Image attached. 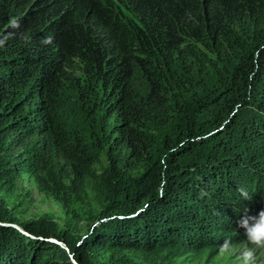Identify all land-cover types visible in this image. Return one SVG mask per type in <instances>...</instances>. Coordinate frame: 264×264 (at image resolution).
Returning a JSON list of instances; mask_svg holds the SVG:
<instances>
[{
	"label": "trees",
	"instance_id": "obj_1",
	"mask_svg": "<svg viewBox=\"0 0 264 264\" xmlns=\"http://www.w3.org/2000/svg\"><path fill=\"white\" fill-rule=\"evenodd\" d=\"M23 175L88 236L18 222ZM246 208L264 211V0H0V264H155L138 256L246 238Z\"/></svg>",
	"mask_w": 264,
	"mask_h": 264
},
{
	"label": "rangeland",
	"instance_id": "obj_2",
	"mask_svg": "<svg viewBox=\"0 0 264 264\" xmlns=\"http://www.w3.org/2000/svg\"><path fill=\"white\" fill-rule=\"evenodd\" d=\"M81 195L86 200L87 194L84 191ZM63 199L57 196V193L43 189L35 178L23 175L19 177L17 191L8 201L11 212L22 224L38 223L45 227H56L58 231L74 234L77 239L86 238L92 227V222L76 219L78 222L76 224L69 218ZM230 236L231 234L227 238ZM231 242L233 246L231 254L223 257L220 256L219 249L224 241H215L203 248L196 247L194 249L191 246L190 248L183 246L170 252L163 251L155 255H139L138 257L155 264H240L242 249L251 247V245L247 244L246 238L232 237ZM132 256L134 257L129 254V260ZM255 258L256 264H264V249H256Z\"/></svg>",
	"mask_w": 264,
	"mask_h": 264
},
{
	"label": "clouds",
	"instance_id": "obj_3",
	"mask_svg": "<svg viewBox=\"0 0 264 264\" xmlns=\"http://www.w3.org/2000/svg\"><path fill=\"white\" fill-rule=\"evenodd\" d=\"M14 23V22H13ZM51 37L45 42H50ZM238 229L243 230L247 244L251 247H245L241 251L240 264H256L255 251L256 249H264V211L257 215H251L249 209L241 212L236 221ZM233 250L231 240H225L220 246V256L230 255Z\"/></svg>",
	"mask_w": 264,
	"mask_h": 264
},
{
	"label": "water",
	"instance_id": "obj_4",
	"mask_svg": "<svg viewBox=\"0 0 264 264\" xmlns=\"http://www.w3.org/2000/svg\"><path fill=\"white\" fill-rule=\"evenodd\" d=\"M1 225L3 226H6V227H11V228H14L16 229L17 231L21 232L23 235H25L26 237H29L30 239H33V240H42V241H51V242H55V243H58L59 245H63V243L61 242H57L55 239H45L43 238L42 236H35L27 231H25L23 229V227H21L19 224H2Z\"/></svg>",
	"mask_w": 264,
	"mask_h": 264
}]
</instances>
